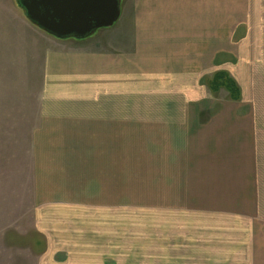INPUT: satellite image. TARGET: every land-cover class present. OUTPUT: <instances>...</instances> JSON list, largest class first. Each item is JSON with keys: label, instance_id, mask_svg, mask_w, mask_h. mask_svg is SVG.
Here are the masks:
<instances>
[{"label": "crops", "instance_id": "obj_1", "mask_svg": "<svg viewBox=\"0 0 264 264\" xmlns=\"http://www.w3.org/2000/svg\"><path fill=\"white\" fill-rule=\"evenodd\" d=\"M43 33L58 46L46 55L45 82L67 94L91 90L51 98L62 110L28 134L60 138L49 145L60 177L43 180L35 169V216L47 226L45 203L63 207L68 254L45 264H264V0H122L119 19L86 38ZM217 71L236 81L240 99L226 90L219 111H198L197 89ZM49 185L57 196L44 193ZM117 200L126 213L128 202H159L172 217L151 226L160 240L147 217L117 227ZM139 223L146 233L135 231ZM198 225L212 227L200 247ZM213 226L238 234L216 258ZM186 229L190 257L162 258L160 242L187 247L176 236Z\"/></svg>", "mask_w": 264, "mask_h": 264}, {"label": "rangeland", "instance_id": "obj_2", "mask_svg": "<svg viewBox=\"0 0 264 264\" xmlns=\"http://www.w3.org/2000/svg\"><path fill=\"white\" fill-rule=\"evenodd\" d=\"M57 48L55 42L49 41L48 36L34 27L26 18L24 10L18 6L17 0H0V264H45L46 258H49L47 261L53 259L52 257L61 260L65 253L68 254V249H63L61 243V235H64L66 230L65 220L67 219L65 215L61 216L60 209L63 207H53L51 203H45V209L40 211L44 216L42 223L47 226L37 225L35 216V169L37 168L39 176L42 174L43 180H54V171L60 177L59 169H52L55 166L52 157L54 153L49 148L50 144L57 145L58 143L54 142L60 138L43 136L33 138L28 135L32 134L33 128L40 124L42 115L52 118L51 116L58 114V111L54 109L62 110V105H55L51 98L79 95L80 99V97L88 96L91 91L87 87L76 86V89L72 90V94H67L64 93L66 89L57 88L53 85V81L45 82L46 55L54 53L52 51ZM97 65L96 62L94 68ZM212 76L213 74H207L204 80L205 86H202L203 89H197L198 92L204 90L202 96L205 97L200 100L198 111H219V104L227 96L225 88L220 89L218 93H213L209 89L206 81ZM56 81V85L62 84L60 80ZM152 91H156V89ZM149 96L158 95L149 94ZM34 144L39 149L36 153H34ZM36 154L35 165L34 156ZM56 187L58 186H45L44 193L49 196H57L59 188ZM137 189L138 186L134 183V193H137ZM117 203V227L120 226L121 221L125 220V217L131 218V221L132 219L141 221L147 217L143 222L150 225L147 232L155 239L157 237L160 240L163 232L160 227L152 228L151 226L159 224V219L162 222L163 219L172 218L164 213L165 211L154 208L159 202L145 200L143 203L147 206L146 208L139 201H134L133 204L128 202L131 205L128 207L129 213L128 211L126 213L124 208L120 209L119 200ZM86 214L88 213L86 212ZM102 214L107 215L103 212ZM90 215L96 216L97 213H90ZM216 217L213 216L211 222L215 223ZM199 218L201 217H196V219ZM141 223L135 231L146 233ZM41 226L45 230L47 228L54 230L49 233L54 237L53 240H49L40 232ZM213 227L215 232L210 233L212 241L209 240V243L212 246V255L214 254L213 256L216 258V252H228L229 242L236 241L238 234L230 233L226 226L224 227L227 232L223 233L220 228L216 231L215 226ZM206 228L208 230L212 227L199 225L197 227V247L202 246L206 240ZM135 233H132L134 237L138 235ZM188 234L186 229L176 235L185 241V243L182 242L187 246L184 248L172 249L173 241H170L168 247H162L160 242L161 257L164 258L168 252H171L181 261L188 259L191 254L187 242ZM221 235L223 236L220 237ZM129 238H127L126 244L131 242ZM74 252L75 250H70V253L74 254ZM203 254L202 251L201 255ZM189 263V260L185 261V264Z\"/></svg>", "mask_w": 264, "mask_h": 264}, {"label": "water", "instance_id": "obj_3", "mask_svg": "<svg viewBox=\"0 0 264 264\" xmlns=\"http://www.w3.org/2000/svg\"><path fill=\"white\" fill-rule=\"evenodd\" d=\"M26 18L57 38L83 39L120 17L122 0H17Z\"/></svg>", "mask_w": 264, "mask_h": 264}, {"label": "trees", "instance_id": "obj_4", "mask_svg": "<svg viewBox=\"0 0 264 264\" xmlns=\"http://www.w3.org/2000/svg\"><path fill=\"white\" fill-rule=\"evenodd\" d=\"M207 86L213 93H218L220 89L225 88L229 92V98L232 100L240 99V89L236 81L223 71H217L209 80Z\"/></svg>", "mask_w": 264, "mask_h": 264}]
</instances>
